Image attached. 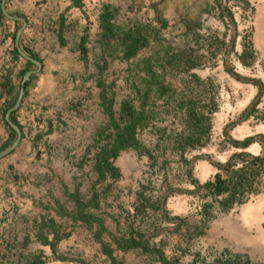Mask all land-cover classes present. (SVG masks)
<instances>
[{"label":"rangeland","instance_id":"1","mask_svg":"<svg viewBox=\"0 0 264 264\" xmlns=\"http://www.w3.org/2000/svg\"><path fill=\"white\" fill-rule=\"evenodd\" d=\"M11 1L10 10L21 13L28 20L22 38L24 45L38 53L43 60L44 67L38 74L37 81L47 71L46 75L51 78L53 86L47 92H37L32 89V85L29 87L23 107L17 114L25 126L27 137L14 154L0 160V206L5 202L0 214L9 207L4 217L0 218L4 220L1 227L8 234L0 244V264H28V260L33 255L42 253L41 251L45 252L43 257L46 264H110L103 252L104 243L111 245L121 264H162L156 255H150L141 249H118L115 239L128 237L133 227L144 233L151 245L161 246L164 243L162 250L176 264H218L217 260L225 250L229 251L228 254L248 255L237 252L236 246L228 248L225 238L222 236L216 240L211 236L213 230H210V227L214 228V224H230L242 214L244 207L219 214L216 220L204 226L201 211L204 203L211 201V197H204L206 192L197 190L188 177V171H191L193 179L203 184L217 172L216 163H225L233 153L242 151L234 148L224 134H220L215 128L216 123H220V118L223 119L222 129L228 128L232 139L242 141L250 136L264 135V55L262 52L257 54L258 62L254 68L242 66L241 69L238 58L243 50L245 36L252 43L256 36L258 23L255 14L251 24L243 23L235 29L213 28L211 36L200 45L206 51L201 58L200 77L212 80L207 86L189 84L188 74L167 63L165 47L171 44L179 46L182 40L174 27L173 17L174 5L182 0H166L165 3L163 0H136L135 4H131L129 0H114V5L121 8L115 15L118 27L123 30L131 27L149 28L150 44L132 61L122 58L119 39L103 38L99 19L101 10L98 8L86 7L77 23L75 40L71 25H66L63 38L67 39V44L63 46L58 39L59 23H53L57 21L56 16L53 21H48L49 16L46 15L49 11L44 12L38 7V11L28 14ZM204 5L205 1L200 7ZM200 7L198 9H202ZM165 19L170 22L169 28L159 30ZM15 27L16 24L12 20L7 22L6 18L0 29V83L4 66L10 64L17 73L26 65L24 60L17 64L11 61L9 51L12 49L11 36ZM86 33L89 34L90 50L87 61L76 50ZM239 34L242 39L236 41V49L232 50V39ZM259 34L258 41H261ZM50 36L56 41L48 48L44 39ZM213 36H217L220 41ZM155 57H159V61ZM150 58L155 59L152 62L153 69L157 74H162L175 90V94H170V98H173L171 100L153 93V101L149 103L153 116L147 129L139 133L141 141L152 150L158 164L152 167L153 160L150 161L148 156L129 149L116 161L122 177L117 181L108 179L99 182L93 170L94 153L105 141L99 139L97 132L108 123V116L100 105L102 88L98 82L104 79L107 84H113L117 112L120 110V102L125 99H130L139 106L137 94L139 89H144L147 85L145 79L148 71L145 62ZM98 62L101 65L107 63L102 76L97 68ZM226 69L248 81L236 79ZM14 83L20 87L21 80L15 77ZM258 95L261 100L257 112L244 118L248 112L246 110L251 108V102ZM213 97L215 100H212ZM190 100L204 110L214 104H218L221 109L217 118L213 116L211 143L202 150L186 151L183 159L181 149L175 144L177 137L184 131L189 135L186 132V111L181 104ZM2 105L0 95V108ZM209 109L206 110L208 115ZM40 134L43 135L42 139L37 136ZM8 137L7 128L0 119V147ZM254 145L257 149H253ZM261 148V143L255 142L247 150L259 154ZM186 160L192 164L189 165ZM162 162L167 165V183L164 182V170H160ZM202 165L204 172L200 169ZM148 183L155 185V188L146 191L148 196H153V200L167 196L163 212L170 220H165L163 213L150 208L147 213L135 209L137 190L140 185ZM108 185L111 188L105 192ZM75 189H79L86 201H90L94 191L105 193L100 198V208L91 207L89 210L104 222L106 230H103L101 240L96 236L100 229L97 223L90 228L74 217L76 205L70 195ZM257 198L252 197L247 204L259 202L264 209V192L263 196ZM262 218L264 233V214ZM177 219L183 222L177 223ZM45 220L51 223L54 221L52 225L60 228L63 235L57 246V253L40 240V234L52 235L47 229L40 230V227H44L42 221ZM198 227L202 228L204 234L197 232ZM223 230L224 228H218L216 231L221 233ZM7 240L11 248L4 255ZM60 255L69 259L60 260ZM248 257L252 264H264V256L251 253Z\"/></svg>","mask_w":264,"mask_h":264},{"label":"trees","instance_id":"2","mask_svg":"<svg viewBox=\"0 0 264 264\" xmlns=\"http://www.w3.org/2000/svg\"><path fill=\"white\" fill-rule=\"evenodd\" d=\"M9 1H7L6 7L10 14L15 16H20L21 13L12 12L9 8ZM2 0H0V29L4 26L6 17L3 13ZM249 6V3L246 2V7ZM23 16V15H21ZM114 20V9L110 4H104L102 6V12L100 14V27L103 30V38L107 40L119 39V42L122 46L123 59L130 61L135 58L140 50L149 44L148 35L146 29L143 27L130 28L129 30H123L118 27ZM21 27V23L16 22V29L12 34V49H10L9 54L11 55V61L15 64L24 60L19 52V49L15 45V38L18 30ZM66 27V19L61 21L60 26V41L64 46L66 41L63 38V32ZM87 30V29H86ZM122 30V31H121ZM89 34L86 33L80 40L76 50L80 53L83 60H88L89 58ZM21 48L32 58L43 62L42 58L38 53L24 45L23 39L21 40ZM183 55L174 56L170 59L172 62L183 61L184 64H188V69H191L197 66V63L193 61L192 57L186 55L187 57L183 58ZM240 62L247 68H254L258 61L256 50L252 42L248 40V36L244 38L243 51L238 55ZM147 68L150 67V61L145 62ZM190 63V65H189ZM97 63V68L101 73L106 70V65ZM35 65L32 62H26L25 67H23L19 72H15L14 68L10 64L3 67L2 81L0 83L1 97L3 99V105L0 108V119L5 124L7 131L9 133L8 139L1 145L0 152L15 141L17 134L15 130L8 124L6 121L7 111L12 108L19 97L20 88L24 81V77L30 70L34 69ZM234 77L241 81H248L246 79H241L236 73L229 71ZM21 80L20 87L16 86L14 83V78ZM38 79V75H33L30 81L25 83L26 94L22 102V106L18 111H15L11 115V120L17 124L23 132V139L27 137L25 131V126L19 120L17 114L22 109L24 101L28 95L29 87L31 83ZM198 80H200L198 78ZM149 80H147L148 83ZM252 83H257V81L249 80ZM149 83H152L151 86L146 87V91L140 92V105L136 106L133 101H123L121 103V108L118 113L115 111V92L113 91V84H107L104 79H101L98 82V85L102 88L101 106L108 116V123L105 126H102L97 132L99 139L105 140L103 145L100 147L96 155L95 169L98 173L100 180H106L108 177L118 178L120 176L119 169L115 166L114 160L120 155L123 150L133 148L134 150L141 152H146L150 155L151 158L156 160L153 156L152 151L146 149L141 141L138 139V134L140 130L145 129L150 124L153 111L147 109L149 103L153 101L151 95L153 93H159L161 96L168 95L170 97V89L164 85V83L153 76L150 78ZM202 82L200 81L199 84ZM261 97L258 96L255 101L252 102L251 108L247 109V114L244 118H249L252 114L256 113L258 108L257 105L260 103ZM187 107V114L189 120V131L190 134L186 135L185 138L181 139L180 148L185 152L188 148L198 149L202 148L209 143L210 140V131H211V121L208 116H206L199 104H196L195 101L190 100L185 103ZM212 109V108H211ZM216 107L213 110H215ZM234 124V123H233ZM52 129H50V132ZM225 135L228 137V141L234 148L241 149L240 152H235L229 158V160L224 163H216L219 172L214 176L212 180H209L205 183H200L199 181L190 177L191 182L196 185L198 190H205V196H210L211 201H207L203 205L202 215H203V224L206 226L209 222L214 220L215 214L213 211L218 208L223 212H229L237 206H241L248 202L251 195H256L261 192L264 188V135L260 136H250L245 138L242 141H238L230 138L229 130L226 129ZM38 138L43 137L42 134L37 135ZM255 142H260L263 148L262 155H253L248 152L247 149L250 148ZM157 162V161H156ZM155 162V163H156ZM80 211V219L83 220L90 228L95 222H99V219L94 215L86 214V209L89 204L83 203L78 195H73ZM95 205L99 206V200L95 199ZM47 225V223H45ZM102 227V224H99ZM48 226V225H47ZM55 233V241H50L47 237L41 235L42 242L45 245L52 247L53 251L56 253V245L62 238V235L58 230L53 226ZM103 230V229H102ZM198 233L202 234L204 231L202 228H199ZM102 231H99L98 239ZM119 249L122 250H131V249H141L146 253L151 255L158 256V259L162 264H176L173 261L169 260L165 252L161 248H156L151 246L149 241H145L144 235L140 232L133 231L129 237L122 239H116ZM164 245V243H162ZM103 251L108 256L111 261V264H121L118 259L114 256V249L110 245L103 244ZM228 250H225L222 254V257L217 260L218 264H251V261L244 259L240 254H228ZM63 258V257H61ZM65 259V258H63ZM31 264H45V261L42 260V255H37L31 261Z\"/></svg>","mask_w":264,"mask_h":264},{"label":"flooded vegetation","instance_id":"3","mask_svg":"<svg viewBox=\"0 0 264 264\" xmlns=\"http://www.w3.org/2000/svg\"><path fill=\"white\" fill-rule=\"evenodd\" d=\"M130 1V3L132 4V3H136V0L134 1V0H129ZM165 1L166 0H163V3H165ZM203 1H205V5H204V7H200V5H201V3L203 2ZM230 0H213L212 2L210 1V0H182V1H180V2H182V4L179 2V4L178 5H174V9H173V13H174V15H173V17H174V27L179 31V37H180V40H181V43H180V45L179 46H173L172 44L170 45V46H166L165 47V55H166V59H167V63H169L171 66H172V68L173 67H177L178 68V70H180V71H182V72H184V73H186V74H188L189 75V84H194V83H200V81L202 82L201 84H206L207 86L210 84V83H212V80L211 79H207V80H203L201 77H200V73H199V69L202 67V63H201V58L203 57V54H205L206 53V51L204 52L203 51V49L200 47V45H202V42L205 40V39H207V38H209L210 36H211V34H212V30H213V28L215 29V30H221V29H226V28H239L241 25H243V23L246 21V19L250 16L251 18H252V20H253V16H254V6H252V0H231L230 2H231V4H230V2H229ZM246 2H248L249 3V6L248 7H246ZM189 3H190V6L188 7V5H189ZM104 4H107V3H103L102 5H95V6H90L91 8H98V9H100L101 11H100V14H101V12H102V6L104 5ZM108 4H110V3H108ZM187 4V5H186ZM112 7H113V9H114V22L116 23V25H117V22L115 21V15L121 10V8L120 7H116V5H114V3H111L110 4ZM202 8V9H198V8ZM235 7H239L240 8V11H239V13H238V15H237V13L234 11V8ZM22 15V14H21ZM20 15V16H21ZM237 16V17H236ZM22 17H24V15L22 16ZM25 18V17H24ZM99 19H100V17H99ZM21 26H22V24H21ZM169 26H170V22H168V20L167 19H165V21H164V23H162V26H161V28L159 29V30H166V29H168L169 28ZM131 28H135V27H131ZM130 29V28H129ZM128 29V30H129ZM146 29V33H147V35H148V39H149V44H150V42H151V39H150V35H149V28H145ZM171 33H173V31L171 32ZM226 34V33H225ZM225 34H223V35H225ZM157 36H155V39L156 40H158L157 38H156ZM213 38H215L216 40H218V41H220V39H218V37L217 36H213ZM241 40L242 39V37H241V34H239V35H235V37H234V39H232V42H231V46H232V50L233 49H236V47H235V45H236V41L237 40ZM179 40V39H178ZM179 40V41H180ZM176 41V40H175ZM148 44V45H149ZM148 45H146L145 47H147ZM122 47V46H121ZM145 47H143L142 49H144ZM141 49V50H142ZM140 50V51H141ZM243 51V50H242ZM139 54V53H138ZM239 54H241V53H239ZM238 54V55H239ZM180 56V55H183L182 57L183 58H185V57H187L186 55H189V56H191L192 57V59H193V61L194 62H196L197 63V66H195V67H193V68H191V69H188V64H184V62L183 61H185V60H182V62L180 61V63H178V62H172L170 59H172V57H174V56ZM138 57V55L135 57V58H137ZM135 58H133V59H135ZM156 59H158V61H159V57H155ZM133 59H131L130 61H132ZM153 60H155L154 58H150L149 60H147V61H150V67H148L147 69H146V71H148L147 73H148V77H147V79H145V80H149L150 81V78H152L153 76H156L157 78H159L163 83H164V85L165 86H167L168 87V89H170V93L169 94H175V90H174V88H173V86L170 84V83H167L166 81L167 80H165V77L161 74V75H159V74H157V72L153 69V65H152V62H153ZM25 61V60H24ZM26 62V61H25ZM258 62V61H257ZM185 63H186V61H185ZM242 64V63H241ZM189 65H190V63H189ZM242 66H244L243 64H242ZM245 67V66H244ZM247 68V67H246ZM35 69V68H34ZM228 72L229 71H231V70H229V69H226ZM198 78L200 79V80H198ZM149 81H148V83H147V85H145V88L144 89H139L138 90V94H137V96H138V98L140 99V101H141V98H140V92L142 91V92H144V91H146V87H148V86H151L152 85V83H149ZM113 91H114V89H113ZM115 92V91H114ZM101 93H102V89H101V92H100V95H101ZM157 96H161L159 93H157ZM259 96V95H258ZM257 96V97H258ZM115 111H116V93H115ZM151 97L153 98V95H151ZM166 97V99H173V98H170L168 95H163V96H161V98H165ZM256 97V98H257ZM256 98L253 100V101H255L256 100ZM100 100H101V98H100ZM153 100V99H152ZM212 100H215L214 99V97H213V99ZM124 101H132V100H130V99H125ZM252 101V102H253ZM123 102V101H122ZM122 102H120V108H121V103ZM187 101H185V102H183L181 105H182V108L186 111V124H187V130H186V132L187 133H189L190 134V131H189V125H188V123H189V120H188V114H187V107L185 106V103H186ZM252 102H251V104H252ZM133 103H134V101H133ZM135 104V103H134ZM251 104H250V106H251ZM101 105V104H100ZM136 105V104H135ZM259 105V104H258ZM257 105V106H258ZM137 106V105H136ZM249 106V107H250ZM209 107H211L212 109H214L215 107H216V109L215 110H213L212 112H210V110H212L211 108L209 109ZM101 108H102V106H101ZM103 109V108H102ZM147 109H150V107L149 106H147ZM207 109H209V112H210V114H209V116H208V114H207ZM207 109L206 110H203V111H205V115L206 116H208L209 118H210V121H211V124H212V126H211V131H210V140H209V143H207V145L206 146H208L210 143H211V141H212V131H213V129H214V123H213V116L215 117V118H217L216 116H218V112H219V109H221L220 108V106L218 105V104H214L213 106H208L207 107ZM104 111V110H103ZM120 111V110H119ZM105 113V112H104ZM116 113H118L117 111H116ZM153 116V115H152ZM212 116V117H211ZM149 126V125H148ZM147 126V127H148ZM147 127H145V129H147ZM145 129H143V130H145ZM226 129H228V128H226ZM226 129H224L223 130V134H224V136L226 137V139L228 140V137L225 135V130ZM143 130H140L139 131V133L141 132V131H143ZM183 131V130H182ZM230 134V133H229ZM186 137V134H185V131L183 132V133H181L178 137H177V139H176V144H175V146L177 147V148H180V145L182 144L181 143V139H183V138H185ZM138 139L141 141V139H140V137H139V134H138ZM141 143L143 144V142L141 141ZM259 143V142H258ZM102 145H103V143H102ZM101 145V146H102ZM144 145V144H143ZM206 146H204V147H202V148H198L199 150H202V149H204ZM262 146V145H261ZM144 147L146 148V149H149L148 147H146L145 145H144ZM129 149H133V148H129ZM129 149H127V150H129ZM181 149V148H180ZM99 150H100V148H99ZM98 150V151H99ZM127 150H123L121 153H120V155L114 160V164H115V166L119 169V171H120V176L118 177V178H112V177H108L106 180H100L99 179V176H98V173H97V171H96V169H95V163H96V155H97V153H98V151H96L95 153H94V166H93V170H94V172L96 173V175H97V177H98V181L99 182H105V181H107L108 179H113L114 181H117V180H119L121 177H122V171H121V169L117 166V164H116V161L118 160V158L121 156V154L124 152V151H127ZM134 150V149H133ZM149 150H151V149H149ZM188 150H197V149H191V148H188L186 151H188ZM260 150H262L261 151V153H259V154H253V155H256V156H258V155H262V153H263V148H261ZM17 151V150H16ZM16 151H14L12 154H14ZM135 151H137V150H135ZM152 151V150H151ZM186 151L185 152H183V150H180V152H181V156H182V158L183 159H185V153H186ZM248 151V150H247ZM140 155H145V156H148V158L150 159V161L151 160H153V163H152V167H155L154 165L156 164H158V161L156 162V160H154L153 158H151L150 157V155L148 154V153H146V152H139V151H137ZM249 152V151H248ZM251 153V152H250ZM12 154H10V155H12ZM152 154H153V152H152ZM10 155H8V156H10ZM154 156V155H153ZM232 156V155H231ZM84 159L85 158H83L82 159V161L84 162ZM2 160V159H1ZM229 160V159H228ZM227 160V161H228ZM226 161V162H227ZM156 162V163H155ZM186 162L189 164V165H191L192 163H191V161H187L186 160ZM225 162V163H226ZM218 164V163H217ZM220 164H224V163H220ZM160 170H164V182H168V175L165 173V166H167L166 165V163H164V162H162V163H160ZM215 167L217 168V172L214 174V176L219 172V169H218V167L215 165ZM214 176L212 177V179L214 178ZM188 177L190 178V177H192V173H191V171L189 170L188 171ZM212 179H210V180H212ZM191 180V179H190ZM209 181V180H208ZM207 182V181H206ZM195 187H196V185H195ZM110 188H111V185H108L107 187H106V189H105V192H108L109 190H110ZM149 188H155V185H152L151 183H148V184H146V185H140V187H139V189L137 190V198H138V201L136 202V206H135V209L136 210H138V211H144L145 213H147L148 212V210H149V208L150 209H152L153 211H159L160 213H163L162 214V216L165 218V220H170V219H168V216L167 215H164V214H166V213H164L163 212V206L166 204V201H167V196H162L160 199H156V200H153L152 198H153V196H148V194L146 193V191L149 189ZM197 188V187H196ZM197 190H198V188H197ZM198 191H202V190H198ZM205 191V190H204ZM206 192V191H205ZM152 193V192H151ZM107 194V193H106ZM73 195H78L79 196V198H80V200L83 202V203H86V204H89L88 206H87V209H86V214H88V215H94L96 218H98L94 213H91L89 210H90V208L91 207H95V208H100V198H101V196L102 195H105V193H98L97 191H94V193H93V195H92V197H91V199H90V201H86L85 199H83V197H82V195H81V193H80V191H79V189H75V191L73 192V193H71V198L73 199V201L75 202V205H76V210H75V212H76V215H74V217L77 219V220H81L80 219V211H81V209L79 208V206H78V204H77V201L75 200V198H73L74 196ZM204 197H205V194L203 195ZM209 197V196H208ZM251 197H252V195H251ZM251 197H250V199H251ZM95 199H98L99 200V206H96L95 205ZM249 199V200H250ZM248 200V201H249ZM137 203L139 204V205H137ZM205 204V203H204ZM246 204V203H245ZM3 205V204H2ZM244 205V204H243ZM243 205H241V206H243ZM241 206H237V207H241ZM237 207H235L234 209H236ZM234 209H232L231 211H233ZM231 211H229V212H223V211H221L220 209H218V208H216L214 211H213V213L215 214V218H214V220H216L217 218H218V215L219 214H227V213H230ZM201 214H202V211H201ZM202 218H203V215H202ZM99 219V218H98ZM204 219V218H203ZM214 220H212L211 222H213ZM84 224H86L83 220H81ZM177 221V223H178V221H182L181 219H177L176 220ZM204 221V220H203ZM53 222L54 221H52V223L51 222H48V221H42V223L44 224V227L42 228V227H40V230H42V231H44L45 229H47V231H49V232H51L52 233V235L51 234H46V235H44V234H40V240H41V242H42V238H41V235H43L44 237H47L50 241H55V238H54V236H55V233H54V229H53ZM183 222V221H182ZM211 222H209V223H211ZM45 223H47V225H45ZM95 223H97V225H98V227H100V229H99V231H102V233H103V230H106V228L104 227V222L101 220V219H99V222H95ZM94 223V224H95ZM208 223V224H209ZM94 224L92 225V228L94 227ZM99 224H102V227L103 228H101V225H99ZM207 224V225H208ZM87 225V224H86ZM55 226V225H54ZM88 226V225H87ZM55 228L58 230V232L60 233V235H62L61 234V232H60V228H58L57 226H55ZM198 228H201V227H198ZM103 229V230H102ZM99 231L97 232V234H96V236H97V238H98V234H99ZM133 231H137V232H140V233H142L140 230H138L137 228H135V227H133L132 229H131V231H130V234L133 232ZM31 233V232H30ZM130 234H129V236H130ZM143 235H144V238H145V241H149L150 242V239H148V238H146V235L144 234V233H142ZM202 234H204V232L202 233ZM102 235V234H101ZM28 236H30L31 237V234H29ZM63 236V235H62ZM66 236H69V234H66ZM128 236V237H129ZM101 237L102 236H100V239L99 240H101ZM125 237H127V236H124V237H122V238H125ZM122 238H117V239H122ZM28 241L30 240V238H28L27 239ZM34 240H35V238H34ZM116 240V239H115ZM62 241V238H61V240L59 241V242H57V245H56V253H57V246H58V244L60 243ZM116 242V241H115ZM43 243V242H42ZM44 244V243H43ZM104 244H106V243H104ZM117 244V243H116ZM150 244H151V242H150ZM45 245V244H44ZM106 245H108V244H106ZM118 245V244H117ZM45 246H48L50 249H52V247L51 246H49V245H45ZM111 246V245H110ZM151 246H153V245H151ZM161 246H163V245H161ZM161 246L160 245H155L154 247H158V248H161ZM118 249H119V247H118ZM120 250H122V249H120ZM131 250H135V249H131ZM52 251H53V249H52ZM123 251H125V250H123ZM126 251H128V250H126ZM143 251V250H142ZM164 251V250H163ZM42 253H40V254H35V255H33V257L30 259V260H28V264H31V261L34 259V257L35 256H37V255H42V260L43 261H45L46 259L44 258L45 256L43 255V254H45V252L44 251H41ZM54 252V251H53ZM104 252V251H103ZM114 252H115V250H114ZM144 252V251H143ZM165 252V251H164ZM55 253V252H54ZM146 253V252H145ZM223 253H224V251H223ZM105 254V253H104ZM149 254V253H148ZM151 255V254H150ZM240 255H242L243 257H246V258H248V260H250L249 259V257L247 256V255H243V254H240ZM44 256V257H43ZM107 256V255H106ZM115 256V255H114ZM155 256V255H154ZM61 257H63V258H65V259H63V258H61ZM108 257V256H107ZM116 257V256H115ZM157 258H158V256H156ZM59 259L60 260H66V259H69L68 257H65V256H63V255H60L59 256ZM245 259V258H244ZM110 260V259H109ZM251 261V260H250ZM45 264H46V261H45ZM110 264H111V261H110ZM251 264H252V262H251Z\"/></svg>","mask_w":264,"mask_h":264},{"label":"crops","instance_id":"4","mask_svg":"<svg viewBox=\"0 0 264 264\" xmlns=\"http://www.w3.org/2000/svg\"><path fill=\"white\" fill-rule=\"evenodd\" d=\"M11 2L15 6L20 7L23 12H28V14L38 11V7L42 8L44 12L49 11L46 15V17L49 16L47 18L48 21H51V20L53 21L56 16L57 21L55 20L53 21V23H56V24L59 23V26H61V21L63 19H66V25L68 26L71 25L70 26L71 28L70 27L69 28L71 29V32L74 34L73 39L75 40L76 34L78 33L75 29L78 28L77 23L78 21H80L81 16L83 15V12L85 11L86 7L102 5L103 3L111 4V3H114V0H12ZM252 6H254V14H255L256 23H258V27L256 24L257 33H256V36L254 37L253 45H254V49L256 50L257 54H259V52L260 53L262 52V55H264L263 54L264 53L263 52L264 51V0H252ZM9 20L10 19H7V22ZM14 23L16 24V22ZM60 29L61 28L59 27V34H60ZM259 33L261 34V41L263 40L262 42L258 41ZM58 39H60V35H58ZM55 41L56 40H54L53 36L46 37L44 39V44L49 48L52 45H54ZM65 41L67 43V39ZM47 68L48 67H46V69ZM46 74H48L47 71H46ZM46 74L40 77L39 81H37L36 79L31 83L32 89H34L37 92H39L40 90L42 91L44 90L45 92L51 91V87L53 86V84L50 80L51 78L47 77L48 75ZM263 192H264V188L261 190L260 193L256 195H252V197H255V196L256 198L261 197L263 196ZM2 204L4 205L5 202H2ZM248 205H259V204L257 203L247 204L246 202V204L242 206L244 207L242 210V214L237 219L232 221L230 224H227L226 222L225 223L221 222L219 223V225L214 224V228L210 227V230H213L211 232L212 233L211 236L214 237L216 240H219L220 237L223 236V238H225L226 240V244H227L226 246H228V248L230 249H232V246H236L237 247L236 251L239 253H247L248 255L252 253L255 256L260 255L262 257L264 256V233L262 231L263 230L262 214H264V209H262L261 207L262 205H261L260 208L255 212L254 214L255 216L254 215L248 216L246 214V211H244V209ZM1 206H0V209H2ZM8 208L9 207H6L3 213L0 214V218L4 217V214L6 213V210ZM2 221L4 223V220L3 219L0 220V244H2L5 241L4 238L8 236V234H5L6 230L4 229V227L3 226L1 227ZM218 228L219 229L224 228V230L220 231L221 233H217L216 230H218ZM240 237H241V241H239ZM238 242H240L239 245H238ZM9 244H10L9 240H7V243H6L7 249L4 250L5 251L4 255H6V252H9V249L11 248Z\"/></svg>","mask_w":264,"mask_h":264},{"label":"water","instance_id":"5","mask_svg":"<svg viewBox=\"0 0 264 264\" xmlns=\"http://www.w3.org/2000/svg\"><path fill=\"white\" fill-rule=\"evenodd\" d=\"M7 1L8 0H2V2H1L2 10H3L5 17L7 19L14 21V22H19L22 24V26L20 27V29L17 32L16 38H15V45L19 49V52H20L22 58L26 62L34 63L35 69H32L29 72H27V74L24 77V81L22 83V86L20 88V94H19V97L17 99L16 104L7 111L6 121L15 130L17 137H16L15 141L12 143V145H10L9 147H7L6 149H4L0 152V160L7 157L10 154H12L14 151L18 150L22 144V141H23L22 129L11 120V115L13 112L18 111L22 106V102H23V99H24L25 94H26V88L24 86L25 83L27 81H30L33 75H38L43 70V67H44L43 62L32 58L21 48V40L23 38L24 31L28 25V20L22 16H15V15L10 14L9 11L7 10V7H6Z\"/></svg>","mask_w":264,"mask_h":264},{"label":"bare ground","instance_id":"6","mask_svg":"<svg viewBox=\"0 0 264 264\" xmlns=\"http://www.w3.org/2000/svg\"><path fill=\"white\" fill-rule=\"evenodd\" d=\"M223 119L222 118H220V122L222 121ZM220 124L221 123H219L218 124V127H220ZM239 130V129H238ZM244 131V130H243ZM253 149H257V146L256 145H254L253 146ZM256 151V150H255ZM200 169H202L203 170V172H204V165H202V166H200ZM205 174V173H204ZM205 180V179H204ZM260 201V200H259ZM258 204H259V202H258ZM260 206H261V204H259V205H248L245 209H244V211H246V214L249 216V215H254L255 214V212L260 208ZM255 216V215H254Z\"/></svg>","mask_w":264,"mask_h":264},{"label":"built area","instance_id":"7","mask_svg":"<svg viewBox=\"0 0 264 264\" xmlns=\"http://www.w3.org/2000/svg\"><path fill=\"white\" fill-rule=\"evenodd\" d=\"M231 1V0H230ZM229 1V2H230ZM230 4H231V2H230ZM234 11L237 13V15H238V13H239V11H240V8L239 7H235L234 8ZM237 17V16H236ZM251 20H252V18L249 16L248 17V19H246V21L244 22V23H246V24H251L252 22H251ZM242 26V25H241ZM240 61V60H239ZM237 67H238V65H237ZM239 67L241 68V69H243L242 68V64H241V62H240V65H239ZM222 122V121H221ZM220 122V123H221ZM22 123V122H21ZM23 124V123H22ZM218 124L219 123H216V129L220 132V134L223 132V129H222V126H221V124H220V127H218Z\"/></svg>","mask_w":264,"mask_h":264}]
</instances>
